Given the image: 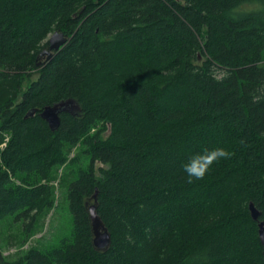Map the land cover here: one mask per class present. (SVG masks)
I'll return each mask as SVG.
<instances>
[{"label":"trees","instance_id":"1","mask_svg":"<svg viewBox=\"0 0 264 264\" xmlns=\"http://www.w3.org/2000/svg\"><path fill=\"white\" fill-rule=\"evenodd\" d=\"M259 223L264 0H0V264H264Z\"/></svg>","mask_w":264,"mask_h":264},{"label":"water","instance_id":"2","mask_svg":"<svg viewBox=\"0 0 264 264\" xmlns=\"http://www.w3.org/2000/svg\"><path fill=\"white\" fill-rule=\"evenodd\" d=\"M67 37L63 35L62 33L55 32L52 34V36L48 40V48L47 50L43 51L42 54H40V57L45 56L47 59H50L53 56L54 52H57L66 42ZM67 108L65 107V104H56L52 107H45L41 112H39V116L41 119H43L49 128L51 130H55L59 126V114L61 112L66 111ZM36 113V110H33L29 113L26 117H31ZM93 200V204L88 207L90 222H91V230L93 234V245L98 251H106L110 245V236L105 228L103 226V223L99 219L97 212H96V201H97V191L94 193V195L91 198ZM249 211L251 214V217L254 221L258 219L259 213L257 210L250 205ZM258 236L262 245V253H263V259H264V226L263 223L258 224ZM264 262V261H263Z\"/></svg>","mask_w":264,"mask_h":264},{"label":"clouds","instance_id":"3","mask_svg":"<svg viewBox=\"0 0 264 264\" xmlns=\"http://www.w3.org/2000/svg\"><path fill=\"white\" fill-rule=\"evenodd\" d=\"M241 144L244 141H240ZM234 153L222 147L205 148L199 153L192 155L187 162L182 165V170L186 174L189 184L196 180L203 179L211 167L222 159H229Z\"/></svg>","mask_w":264,"mask_h":264},{"label":"rangeland","instance_id":"4","mask_svg":"<svg viewBox=\"0 0 264 264\" xmlns=\"http://www.w3.org/2000/svg\"><path fill=\"white\" fill-rule=\"evenodd\" d=\"M51 36H52V34H50V35L48 36L47 40H49V38H50ZM47 40H46V41H47ZM45 50H47V49H44L43 51H45ZM45 59H46L45 56L40 57V61H39V65H38L39 67H40V65H41L42 63H44ZM37 73H38V70L33 71V72L30 74V76H29V78H31L30 80H35L36 77H37ZM48 220H49V219H46V223H48ZM47 226H48V224H47ZM48 228H49V227H48ZM48 228L45 230V232H44L45 234L47 233L46 231H48ZM12 233H14V235H15L17 232L13 229ZM42 236H43V233L36 235V236L33 237L32 239H30V240L28 241V243L25 244L24 247L21 248L20 250H18L16 247H11V248H9V249H4V251H3V253H2V256H8V254L15 253L16 249H17L19 252H22V251H24L27 247H29L30 245H33V244L35 243V241H36L37 239L41 238Z\"/></svg>","mask_w":264,"mask_h":264}]
</instances>
